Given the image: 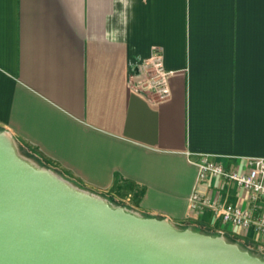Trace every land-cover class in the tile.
I'll return each mask as SVG.
<instances>
[{"label": "crops", "instance_id": "crops-1", "mask_svg": "<svg viewBox=\"0 0 264 264\" xmlns=\"http://www.w3.org/2000/svg\"><path fill=\"white\" fill-rule=\"evenodd\" d=\"M155 49L175 71L164 100L130 83ZM0 129L82 188L262 249L190 197L201 155L264 157V0H0ZM199 186L251 206L223 178Z\"/></svg>", "mask_w": 264, "mask_h": 264}, {"label": "water", "instance_id": "water-1", "mask_svg": "<svg viewBox=\"0 0 264 264\" xmlns=\"http://www.w3.org/2000/svg\"><path fill=\"white\" fill-rule=\"evenodd\" d=\"M0 264H264L222 234L148 216L41 166L0 129Z\"/></svg>", "mask_w": 264, "mask_h": 264}, {"label": "built area", "instance_id": "built-area-1", "mask_svg": "<svg viewBox=\"0 0 264 264\" xmlns=\"http://www.w3.org/2000/svg\"><path fill=\"white\" fill-rule=\"evenodd\" d=\"M175 71L164 66L161 53L154 50L150 61L139 70L130 74V83L134 89L153 100H164L171 96L170 79ZM198 179L190 197V209L195 212L213 210L225 223L240 227L245 232L255 231L264 237V214H256L258 201L264 197V157L246 159L243 168H227L221 163L212 161L210 155H201L196 161ZM210 177H220L235 183L250 193L251 206L243 208L232 203L224 205L218 198L204 194L199 184Z\"/></svg>", "mask_w": 264, "mask_h": 264}, {"label": "rangeland", "instance_id": "rangeland-1", "mask_svg": "<svg viewBox=\"0 0 264 264\" xmlns=\"http://www.w3.org/2000/svg\"><path fill=\"white\" fill-rule=\"evenodd\" d=\"M26 156H28V157H30L32 160H34V161H36L34 158H32L30 155H27V154H25ZM38 163V162H37ZM39 164V163H38ZM41 165V164H40ZM41 166H43V165H41ZM110 200V199H109ZM111 202H113L114 204H116V205H124L121 201H112V200H110ZM124 206H126V207H128L127 205H124ZM129 209H131L130 207H128ZM132 210H134V209H132ZM246 244V243H245ZM249 248H251L254 252H256V254L258 253V254H260V255H262V256H264V248H262V249H260V248H257V247H249Z\"/></svg>", "mask_w": 264, "mask_h": 264}, {"label": "trees", "instance_id": "trees-1", "mask_svg": "<svg viewBox=\"0 0 264 264\" xmlns=\"http://www.w3.org/2000/svg\"><path fill=\"white\" fill-rule=\"evenodd\" d=\"M181 227H182V226H181ZM229 240L232 241V242H236V243L240 244V246H241L242 248L247 249V250H249V251H251V252H253V253L256 254V252H254L251 248H249V247H252L249 243H247V242H245V241H242V240H240V239H238V238H229ZM245 243H246V244H245ZM257 254H258V253H257ZM258 255H260V254H258ZM260 256H262V255H260ZM262 257H264V256H262Z\"/></svg>", "mask_w": 264, "mask_h": 264}]
</instances>
